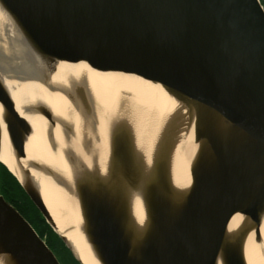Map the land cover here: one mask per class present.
<instances>
[{"label": "water", "instance_id": "95a60500", "mask_svg": "<svg viewBox=\"0 0 264 264\" xmlns=\"http://www.w3.org/2000/svg\"><path fill=\"white\" fill-rule=\"evenodd\" d=\"M0 11L8 21L0 27L2 129L21 176L11 174L72 258L82 264L64 235L66 223L61 232L27 168L67 189L66 177L26 156L32 127L18 113L5 78L38 82L77 111L74 127L44 102L19 107L47 121L48 144L76 176L77 226L98 264H249L248 235L263 243L260 0H0ZM4 24L11 38L1 32ZM7 36L15 43L6 44ZM80 62L99 72L134 74L191 103L196 149L184 187L172 177L183 131L180 110L170 106L174 111L158 117L123 90L113 111L100 113L85 73L50 82L57 63ZM101 135L108 144L105 169L98 158ZM134 197L143 207L141 219ZM0 264H60L1 194Z\"/></svg>", "mask_w": 264, "mask_h": 264}, {"label": "bare ground", "instance_id": "6f19581e", "mask_svg": "<svg viewBox=\"0 0 264 264\" xmlns=\"http://www.w3.org/2000/svg\"><path fill=\"white\" fill-rule=\"evenodd\" d=\"M3 22H6V17L0 11V27ZM3 34L11 38L10 29L1 31ZM5 40V43H15V39ZM1 39V37H0ZM4 39V38H3ZM2 39V41H3ZM85 73L88 85L100 113L106 111L111 113L116 105L119 103L118 98L123 90H130L134 95L136 105L142 111H151L156 113L158 117L164 115L171 108L178 109L181 112V121H183V131L178 142L173 167V181L177 187H184L191 178V163L196 149V141L194 139L193 128L190 123L193 121V114H190V102L181 96L173 95L171 91L165 89L160 84L146 81L134 74L114 73V72H99L89 68L85 63L80 62L77 64L70 63H57L55 71L51 76V83H63L68 76H76L79 73ZM10 95L14 101L18 113L27 119L32 127V132L25 143V153L30 159L38 161L45 166L55 169L64 173L67 182V189L57 184L48 175L41 173L33 166L27 169L30 176L38 186L42 200L55 223H58V228L63 232L66 223L68 231L65 236L70 241L75 254L81 260L82 264H98L90 247L84 240V236L80 232L77 223L80 221L78 214V207L72 195V184L76 180V176L70 172L68 165L65 163L58 148L54 150L48 144L46 139V128L48 127L47 121L38 114L25 113L19 107L26 104H34L36 102H44L49 111L62 118H71L74 127L78 126L79 115L73 109L69 100L59 92H52L46 87L40 85L33 80H18L12 78L4 79ZM175 94V93H174ZM124 109L125 106H122ZM2 111L0 108V129L1 133V147H0V162L9 170L10 173L20 178V170L16 163H14L10 151L6 145L2 129ZM103 121H100L102 124ZM54 140L61 146V131L58 126L52 129ZM99 150V159L105 169V160L107 157L108 144L103 141ZM69 188V189H68ZM134 209L139 219L144 216L143 207L138 197H134ZM240 213H235L232 217V222L236 221ZM63 225V226H62ZM260 234L262 237V245H257L252 240V234H249L246 240V256L249 264H264V216L260 225Z\"/></svg>", "mask_w": 264, "mask_h": 264}, {"label": "trees", "instance_id": "16d2710c", "mask_svg": "<svg viewBox=\"0 0 264 264\" xmlns=\"http://www.w3.org/2000/svg\"><path fill=\"white\" fill-rule=\"evenodd\" d=\"M261 4L264 7V0H260ZM0 192L7 197L10 203H13L16 207H26V213L28 214L29 220L36 224L37 227L35 228L37 230L38 235L42 238L43 235L47 234L49 237L48 239H51L54 237L55 240L61 242L57 235L52 231V229L49 227V225L45 222V220L42 218V216L39 214L37 209L34 207V205L30 202L28 197L25 195V193L22 191L20 186L18 185L16 179L14 176L5 168V166L0 164ZM20 204V205H19ZM23 209V208H22ZM23 212L22 210L20 211ZM30 223V222H29ZM35 230V231H36ZM47 244V242H46ZM61 244V243H60ZM48 245V244H47ZM62 249L69 254L72 261H74L75 264H78L70 255L68 250L61 244Z\"/></svg>", "mask_w": 264, "mask_h": 264}, {"label": "rangeland", "instance_id": "374dc122", "mask_svg": "<svg viewBox=\"0 0 264 264\" xmlns=\"http://www.w3.org/2000/svg\"><path fill=\"white\" fill-rule=\"evenodd\" d=\"M33 225L35 226V228L37 227L36 224ZM48 238L49 237L47 236V234L42 236V239H44V241L47 242L48 246L53 251L57 259L59 260L60 264H75L74 261H72L71 257L69 256V254L62 249L61 242L55 240L54 237L51 239Z\"/></svg>", "mask_w": 264, "mask_h": 264}, {"label": "flooded vegetation", "instance_id": "af4514ba", "mask_svg": "<svg viewBox=\"0 0 264 264\" xmlns=\"http://www.w3.org/2000/svg\"><path fill=\"white\" fill-rule=\"evenodd\" d=\"M0 194L3 196V198L10 204V205H12L28 222H30V224L32 225V227L35 229V226L32 224V222L29 220V218H28V214L25 212L26 210V207H22L21 208V205H20V207H16L13 203H10L9 202V200L7 199V197H5L1 192H0ZM25 208V209H24ZM23 211L22 213L20 212V211ZM25 210V211H24ZM36 230V229H35ZM36 232H37V230H36Z\"/></svg>", "mask_w": 264, "mask_h": 264}]
</instances>
